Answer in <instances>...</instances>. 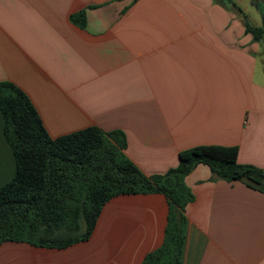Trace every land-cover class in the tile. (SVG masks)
<instances>
[{
    "label": "crops",
    "instance_id": "1",
    "mask_svg": "<svg viewBox=\"0 0 264 264\" xmlns=\"http://www.w3.org/2000/svg\"><path fill=\"white\" fill-rule=\"evenodd\" d=\"M264 0H0V82L31 100L50 136L96 126L145 175L182 150L238 147L264 170ZM16 172L0 109V187ZM180 264H264V190L185 176ZM170 199L120 194L90 237L63 248L0 244V264H142L166 236Z\"/></svg>",
    "mask_w": 264,
    "mask_h": 264
},
{
    "label": "trees",
    "instance_id": "2",
    "mask_svg": "<svg viewBox=\"0 0 264 264\" xmlns=\"http://www.w3.org/2000/svg\"><path fill=\"white\" fill-rule=\"evenodd\" d=\"M256 40L262 27L247 20ZM4 135L16 172L0 187V244L28 242L63 248L90 237L103 205L120 194L162 192L170 199L166 236L142 264H180L186 234L184 209L193 199L185 176L207 164L227 180H244L264 190V170L238 162V147L203 144L179 154L176 167L145 175L122 147L96 126L52 137L29 97L14 84L0 82Z\"/></svg>",
    "mask_w": 264,
    "mask_h": 264
}]
</instances>
